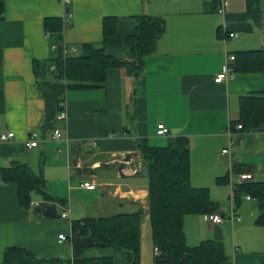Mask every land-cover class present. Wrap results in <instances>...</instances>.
Masks as SVG:
<instances>
[{
    "label": "crops",
    "instance_id": "1",
    "mask_svg": "<svg viewBox=\"0 0 264 264\" xmlns=\"http://www.w3.org/2000/svg\"><path fill=\"white\" fill-rule=\"evenodd\" d=\"M4 1L0 21V137L9 133L14 137L8 141L0 138V167L15 161L33 171L37 166L39 172H34L43 175L46 192L67 200L65 204L51 203L69 216L60 221L38 218L33 213L38 203L32 201L30 209L23 208L17 185L0 182V264L9 247L30 249L39 258L73 257L72 221L91 217L85 210L90 205L76 211L67 198L50 193L47 170H63L56 183H69L72 192L101 191L110 198L108 201L128 200L130 207L141 206L147 215L148 179L142 175L137 141L148 139L153 146H166L179 136L190 141L192 186L208 188L218 205L214 213L185 217L187 244L196 247L207 240L220 241L229 257L226 264H264V226L256 223L258 204L253 198L246 199L247 195L239 202L233 200L229 183L231 174L240 173H250L251 182H264V131L235 134L233 138L228 134L231 122L239 118L240 98L264 93V74L237 72L234 61L229 79L215 82L226 56L264 50V0H227L224 15L217 11L218 0ZM144 15L162 17L167 25L156 50L145 60L144 74L136 79L125 69H111L104 87L69 90L64 103L67 119L59 121L57 127L62 138L52 139L53 133L43 136L40 125L46 102L38 89L34 61L56 56L55 38L46 31L45 20L62 19L63 45L76 49L75 53L82 44L92 43L108 55L124 58V40L134 33L137 18ZM106 17L118 18V26L104 44ZM231 33L238 36L231 38ZM54 69L52 66L50 71ZM159 124L168 128V136L157 135ZM32 132L41 136L36 148L29 147ZM236 138H241L240 142L232 146ZM92 142L97 145L92 146ZM228 148L230 153L224 154ZM127 154L133 157L125 165L121 160ZM116 166L118 170L110 178L100 179L96 174L103 167ZM73 170L80 175L79 186L70 184ZM226 177L228 182L218 181ZM142 178L147 187L139 185ZM83 182H94L97 189H84ZM105 211L112 214L105 217L123 214L115 205ZM233 211L240 220L231 223ZM213 214L221 215L223 223L211 221ZM60 235L68 240L60 242ZM67 244L72 245L71 251ZM93 248L85 256L113 257L115 264L117 259L128 264L126 253L108 252L110 248L96 252ZM143 250L141 264L146 263ZM154 258L153 252V264Z\"/></svg>",
    "mask_w": 264,
    "mask_h": 264
},
{
    "label": "trees",
    "instance_id": "2",
    "mask_svg": "<svg viewBox=\"0 0 264 264\" xmlns=\"http://www.w3.org/2000/svg\"><path fill=\"white\" fill-rule=\"evenodd\" d=\"M5 1L0 0V21L4 18ZM61 18H47L45 29L55 38L56 56L47 61H34L38 89L46 107L40 125L43 136L53 133L59 124L57 116L65 110L66 93L73 89L104 87L107 72L125 69L127 74L139 78L144 74L145 60L154 53L158 40L166 33V20L144 15L137 18V27L124 40V58L108 55L104 48L92 43L80 46L79 53L64 56ZM118 18L103 20V43L117 31ZM235 70L240 73L264 74V50L244 51L235 56ZM52 66L55 67L50 71ZM49 75V78H48ZM241 125L242 129L237 130ZM264 126V93L242 96L239 100V118L231 122L235 134L244 135ZM241 138H236L235 143ZM137 149L143 167L148 169V211L154 247L160 254L154 264H226L229 257L223 242L207 240L196 247L187 244L184 219L187 215L214 213L218 205L208 188H195L191 184L190 141L179 136L165 147L153 146L148 139H139ZM240 171V169L238 170ZM228 182V177L218 180ZM0 182L16 184L20 205L32 206L31 194L42 195L45 201L67 203L46 192V182L41 173H35L27 164L13 162L0 167ZM249 195L256 200L259 216L256 223L264 226V182H248L235 188L239 202ZM144 212L123 213L111 217H87L72 221L73 238L92 237L94 247L125 251L128 264H141L142 216ZM84 249L73 257L39 258L33 251L9 247L4 252L2 264H115L113 257H87Z\"/></svg>",
    "mask_w": 264,
    "mask_h": 264
},
{
    "label": "rangeland",
    "instance_id": "3",
    "mask_svg": "<svg viewBox=\"0 0 264 264\" xmlns=\"http://www.w3.org/2000/svg\"><path fill=\"white\" fill-rule=\"evenodd\" d=\"M154 145V144H153ZM159 147H165V146H159ZM65 150V149H64ZM64 155L66 154L65 151ZM59 155V153H55V156ZM57 162V160L55 161V163ZM35 172H39L37 166H35L34 168ZM116 170H118V166L116 167H110V168H106L103 167L102 169L98 170L96 172V174L98 175V177L100 179H104V178H110L112 175H114V173L116 172ZM63 174V170H47V177L48 180L50 179V184H48V191L50 193H52L53 195H58L59 197H64L67 198L70 202L71 208H75L76 211H80L83 209L84 204H89L90 208L85 209L88 213H90L89 215L91 217H100V216H110L112 214H109L108 211V207L112 206L117 209V211L121 212V213H132V212H144L143 216H142V226H141V230H142V248L145 250V254H146V263L145 264H153V252H154V245H153V238H152V227H151V223H150V219L149 217L145 214V210L141 207V206H137V207H130V203L128 200L126 201H120L117 198H115L113 201H108L110 200V198H108V196H103V193H101V191L95 192V193H79V192H72L69 189V183L67 185L65 184H59L56 183V181L62 177ZM80 175L78 174L77 170H73L72 171V180H70V184L72 183V185L79 186V178ZM132 185L134 187H136L138 184L136 183H132ZM139 185L141 187H147V182L145 181L144 178L140 179V183ZM111 204V205H110ZM124 204L125 207L124 208H118L119 205ZM116 205H118L116 207ZM58 213L61 214L62 213V209L61 207H58ZM117 212V213H119ZM231 214V213H230ZM56 221H60L61 219H54ZM67 247L70 248L71 251V244H67ZM92 250L94 251H99L100 248L95 247ZM143 250V251H144ZM108 252H114L113 249H110ZM122 253L125 254V251H121ZM65 258V257H62ZM117 264H120V262L117 259Z\"/></svg>",
    "mask_w": 264,
    "mask_h": 264
},
{
    "label": "built area",
    "instance_id": "4",
    "mask_svg": "<svg viewBox=\"0 0 264 264\" xmlns=\"http://www.w3.org/2000/svg\"><path fill=\"white\" fill-rule=\"evenodd\" d=\"M66 1H68V0H66ZM227 6H228L227 0H218V5H217L218 13L224 15L226 13ZM237 36L238 35L236 33H231L230 34L231 38H236ZM56 48H57V46L53 45V49L56 50ZM63 48H64V51H63L64 56H68V55L76 52V49L68 48L65 45H63ZM235 59H236L235 55L226 56V61H225L224 65L222 66L221 71L215 77V82L216 83H218V84L224 83V82H226L229 79L230 75L234 71V67H233L232 63L235 61ZM66 119H67V115L65 113V110H63L57 116V120L65 122ZM236 129L237 130H241L242 126L239 125V126H237ZM168 134H169L168 128L164 124H159L158 125V130H157V135L159 137H165V136H168ZM228 134H229V136L231 138H233V136H235V133L231 129V127L228 130ZM115 136L116 135H111L110 137H115ZM13 137H14V134L13 133H9V134H6V135H2L0 138H1V141H8L9 139H12ZM51 138L54 139V140L61 139L62 138V130L61 129H56L53 132V135H52ZM40 139H41V136H40V134L38 132H32L30 134L29 147L30 148L38 147L39 144H40ZM234 144H235V141H233V139H232V144L231 145L233 146ZM91 145L92 146H96L97 143L96 142H92ZM223 153L224 154L230 153V149L228 148V149L223 150ZM122 158L123 159L121 160V162L123 164H125V165L129 164L128 161H125L126 156H123ZM138 167H139L140 170L142 169V163L141 162L138 163ZM252 180H253V176L250 173H240V174H237V175L231 174L230 177H229V183L232 186V194H231L232 199L233 200L235 199V188L238 185L251 182ZM81 187H83L84 189H87L89 191H94V190L97 189V184H95L94 182H83L81 184ZM246 199L251 200L252 198H251V196L247 195ZM68 216H69L68 212H65V213L61 214V218H66ZM209 218H210L211 221H213L216 224H221L224 221L223 217L221 215H218V214L210 215ZM237 220L239 221L240 218L233 211L231 213V217L229 218V221L231 223H233L234 221H237ZM66 240H68V238L65 235H60L59 236V241L60 242H63V241H66ZM70 241L73 244V238H70ZM154 253H155V256L160 254V250H159L158 247L155 248Z\"/></svg>",
    "mask_w": 264,
    "mask_h": 264
},
{
    "label": "water",
    "instance_id": "5",
    "mask_svg": "<svg viewBox=\"0 0 264 264\" xmlns=\"http://www.w3.org/2000/svg\"><path fill=\"white\" fill-rule=\"evenodd\" d=\"M255 131H264V126L260 127ZM131 154H127L125 161H130L132 159ZM80 158V153H79ZM121 172H123L121 170ZM142 175L144 177H148V169L144 168ZM123 176V175H121ZM32 201L38 203V205L34 208L33 213L38 218L44 219H60L61 215L57 211V206L54 203L48 202L44 200L42 195H38L35 193L31 194ZM95 241L92 237H84V238H73V248L74 252H82L84 249H89L94 247ZM65 260L69 258H64Z\"/></svg>",
    "mask_w": 264,
    "mask_h": 264
}]
</instances>
